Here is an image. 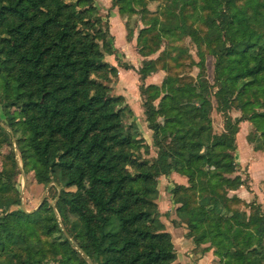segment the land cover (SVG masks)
Returning <instances> with one entry per match:
<instances>
[{
    "label": "trees",
    "instance_id": "1",
    "mask_svg": "<svg viewBox=\"0 0 264 264\" xmlns=\"http://www.w3.org/2000/svg\"><path fill=\"white\" fill-rule=\"evenodd\" d=\"M165 7V17L154 19L157 33L144 37L150 51L143 54L158 51L162 37H190L200 59L183 49L173 58L188 59L189 69L173 72L161 62L172 56L165 50L137 70L157 152L149 160L142 155L150 146L128 121L133 109L111 92L119 69L106 55L135 67L121 63L95 0H0V106L7 119L0 120V148L15 140L25 171L62 190L54 206L10 213L21 204L11 153L0 171V264H175L172 233L151 207L159 178L173 172L188 178L173 192L196 243L210 241L223 264H264V209L232 214L238 198L228 195L247 186L234 175L242 121L257 130L249 141L264 146V0H166ZM208 54L215 58L213 83ZM192 64L197 76L188 74ZM159 69L168 72L161 84H146ZM233 107L242 117H232ZM215 109L225 116L223 140L214 131Z\"/></svg>",
    "mask_w": 264,
    "mask_h": 264
},
{
    "label": "rangeland",
    "instance_id": "2",
    "mask_svg": "<svg viewBox=\"0 0 264 264\" xmlns=\"http://www.w3.org/2000/svg\"><path fill=\"white\" fill-rule=\"evenodd\" d=\"M99 8L100 14L110 22V29L113 35V45L117 49L121 63L132 64L135 69H125L119 64V60L115 55H106V59L118 66L119 77L111 84V92L114 95H123L126 101L134 111L128 121L134 122L140 131L145 142L150 146L148 153H143L144 159L153 160L157 156L156 148L153 145V130L149 127L144 107L142 105V97L140 93V75L138 69L143 65L144 61L150 58H159L163 51L172 53V56L166 55L162 59L167 62L173 69V72H183L188 70L190 61L186 59L183 63L173 58V55L179 54L183 49L189 53L195 61L200 58L198 56V46L190 37H182L172 40L166 37L161 39V48L145 56L143 52H149L148 46L144 44V37L157 33L159 24H154V19L159 21L165 17L166 0H95ZM120 4L126 7V10L120 12ZM133 9V10H131ZM193 18L191 22H193ZM149 30V32H148ZM152 30V31H150ZM128 31L132 37L128 38ZM150 43L151 39L148 40ZM215 58L208 54L207 56V75L208 79L213 83ZM199 67L192 64L188 74L197 76ZM168 74L167 71L159 69L157 73L151 74L144 81L146 84L158 83ZM232 92V91H230ZM159 100H157L158 103ZM20 111L13 108L14 116L17 119L22 118ZM230 114L234 119L242 117L243 112L233 107ZM214 131L221 140L225 139V116L222 112L215 109L212 114ZM1 123L7 122L5 113L0 106ZM256 128L252 121L245 120L240 123L237 133V149L235 157L239 163V168L234 175H241L246 181L247 186H242L236 191H229L230 197H237L232 201V214L245 212L250 215L257 205H261L264 209V146L258 142H250L249 136L256 134ZM15 153V158L19 165L20 173L15 177L17 187L19 189L21 204L11 207L10 213L17 215L23 211H30L39 208L44 202L55 205L58 197L62 193L61 187L54 188L52 184L44 185L35 181L32 172H26L24 168L21 151L15 140L3 144L0 148V171L5 166L11 164L10 155ZM176 173V177L173 174ZM189 185L188 178L177 172H173L168 176H161L158 181L159 196L152 201L151 207H156L162 213L161 219L166 223L167 229L174 230L175 227H183L184 235L177 237L179 231H175L174 243L177 253L180 252L186 257H191L195 264H223L220 257L216 254V247L211 245L210 241L202 244L196 243L194 234H191L186 223H183L177 214L178 203L175 201L173 188L175 184ZM59 220H61L59 216ZM190 233V234H189ZM189 247H187V245ZM187 249V250H186ZM179 264V262H175Z\"/></svg>",
    "mask_w": 264,
    "mask_h": 264
},
{
    "label": "crops",
    "instance_id": "3",
    "mask_svg": "<svg viewBox=\"0 0 264 264\" xmlns=\"http://www.w3.org/2000/svg\"><path fill=\"white\" fill-rule=\"evenodd\" d=\"M173 176L176 177V173H174ZM174 230L179 231V233L177 234V237H179V236L182 237L184 235L183 227H175ZM174 230H169L172 233L173 239L175 238V231ZM187 247H189V246L187 245ZM176 248H178L177 245H176ZM177 262H179V264H195L194 262H192V259L190 256L186 257V256L182 255L180 252H178Z\"/></svg>",
    "mask_w": 264,
    "mask_h": 264
}]
</instances>
